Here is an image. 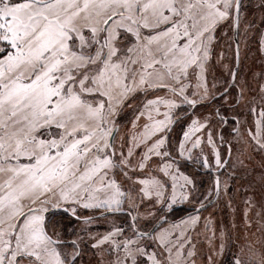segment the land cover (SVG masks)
<instances>
[{
    "label": "snow or ice",
    "instance_id": "1",
    "mask_svg": "<svg viewBox=\"0 0 264 264\" xmlns=\"http://www.w3.org/2000/svg\"><path fill=\"white\" fill-rule=\"evenodd\" d=\"M240 9L241 0H0V264H75L80 244L62 240L48 214L63 208L104 216L126 203L138 209L118 175L140 186V204L162 205L157 212L189 201L195 184L178 157L193 159L205 135L216 170L234 167L217 150L210 117L192 113L175 154L168 133L184 105L195 110L215 100L207 83L215 33L225 23L238 32ZM126 109L134 117L117 146ZM257 115L247 140L264 152V108ZM196 159L212 167L207 156ZM152 165L147 178L129 175ZM220 184L217 176L204 200L219 196ZM246 203L247 218L253 204ZM200 207L207 210L203 201ZM145 218H133L130 236L115 226L92 237V247L110 245L112 264H189L187 233L200 217L154 230L138 226ZM233 264H264V250L247 260L236 255Z\"/></svg>",
    "mask_w": 264,
    "mask_h": 264
},
{
    "label": "rangeland",
    "instance_id": "2",
    "mask_svg": "<svg viewBox=\"0 0 264 264\" xmlns=\"http://www.w3.org/2000/svg\"><path fill=\"white\" fill-rule=\"evenodd\" d=\"M239 43V66L236 77L227 91V95H221L215 98L214 102L205 101L195 110L184 105L187 112H180V119L174 123L168 133V141L173 154H175L176 145L182 138L183 132L187 130L190 123L189 117L195 111L196 115L203 119L208 116L211 119L209 125L213 139L216 142L217 150L221 153L222 159L226 154L225 145H219L217 139V129L220 126V119L216 117L215 107L221 105L220 114H233L239 119V125L234 126L230 122L221 133L223 141H227L231 146L229 160L234 167H229V173L221 176L220 194L214 203L196 213L177 216L178 206H184L185 209L195 208L202 201L204 196L212 190L213 181L204 186L202 175L194 168L201 167L197 156H207L211 168H214V157L212 146L207 143L206 135L202 137L200 148L193 151V159L188 160L179 158L180 171L194 180L195 190L189 201L173 205V209L168 211L165 208L163 213L156 210L162 205L155 207L145 200L140 204L138 195L139 185L134 184L133 180H128L122 175L117 179L125 189H130L132 200L139 208L129 207L126 203L123 206L122 213H110L104 216L94 210L77 209V215H72L70 211L63 208L52 209L49 216V225L52 230L57 232L62 240L67 244L76 240L80 247V255L75 264H112L116 259V253L110 250V245L105 244L94 248L92 245L97 239L111 231L115 226L122 227L125 234H132L131 225L134 224V217L143 216L145 219H139L138 226L150 229L157 217H165L167 223H161L164 227L170 224L179 223L181 220L192 216H199L200 219L194 228L187 233L191 238V244L187 245L185 252L192 250L194 255L189 258V264H233L234 257L239 255L247 260L253 252L257 254L264 250V232L260 231L261 221L257 216L262 211L261 205L264 204V152L257 149L254 144L247 140L248 129H255V120L258 118V112L264 108V0H242L240 9V27L237 32ZM234 66V43L232 37V28L228 23L218 27L215 33V40L212 44V55L207 68V83L210 91L215 95L223 90L228 84L231 70ZM239 101V103H237ZM255 108L256 112L251 109ZM134 117L132 109H126L125 113L118 118L120 130L117 135V146L120 144V137H124L131 129V120ZM143 123V121H141ZM238 128L237 131H230V128ZM207 130H205L206 132ZM202 150V151H201ZM243 160L244 165L239 161ZM189 162V164L187 163ZM192 165V166H191ZM152 165L143 172L137 171L129 173L136 178H147L150 174ZM202 184V185H201ZM226 186V191H225ZM252 201L253 207L248 211L247 218L245 212L248 209L246 201ZM154 215L148 217V213ZM127 212V213H126ZM92 217L91 223H84L85 219ZM251 221V228L246 227V223ZM160 224V225H161ZM160 225L156 228L158 229ZM207 225V227H206ZM214 233V235H213ZM223 233V237L221 234ZM118 237L117 239H123ZM223 244V254L220 252V246ZM252 248L249 249L248 245ZM194 246V247H193ZM149 249V252L153 251ZM244 251L241 252L240 249ZM66 251L72 252L71 247ZM119 255H123L122 252ZM211 258V259H210ZM138 259H147L138 258Z\"/></svg>",
    "mask_w": 264,
    "mask_h": 264
},
{
    "label": "flooded vegetation",
    "instance_id": "3",
    "mask_svg": "<svg viewBox=\"0 0 264 264\" xmlns=\"http://www.w3.org/2000/svg\"><path fill=\"white\" fill-rule=\"evenodd\" d=\"M230 78V77H229ZM228 81H229V79H228ZM233 85V84H232ZM209 102V101H208ZM212 102H214V101H211V102H209V103H212ZM222 106L221 105H218L217 107H215V110H216V112L217 111H220V108H221ZM220 113V112H219ZM221 116H223L224 117V120L226 121L225 123H221L220 122V126H219V128L217 129V139H218V143H219V145H225V147H226V150H227V146H229V148L231 149V145L229 144V143H226L225 141H223V139H222V136H221V133H222V131L227 127V126H229V123L230 122H232V123H234V126L236 125V121L238 120L239 121V119H238V117L237 116H234L233 114L231 115V114H228V115H225V114H220V115H216V117L217 118H221ZM233 117H236V119L234 120L233 119ZM230 131H233V127L232 128H230ZM227 152V151H226ZM226 155V154H225ZM230 157V156H229ZM225 158V157H224ZM229 160V159H228ZM188 164H189V162H187ZM192 166V165H191ZM194 168L198 171V173L200 172V174L202 175V183H203V185L204 186H206V185H209L210 184V180H212L213 181V178H214V176H218L219 177V179H220V181H221V176L223 175V174H225V176H226V174H228L229 173V170H228V166H226V168L225 169H221L219 172L216 170V168L214 167V168H205V167H195L194 166ZM221 173H223V174H221ZM220 186H221V184H220ZM212 188H213V183H212ZM211 197V196H210Z\"/></svg>",
    "mask_w": 264,
    "mask_h": 264
},
{
    "label": "water",
    "instance_id": "4",
    "mask_svg": "<svg viewBox=\"0 0 264 264\" xmlns=\"http://www.w3.org/2000/svg\"><path fill=\"white\" fill-rule=\"evenodd\" d=\"M232 37H233V43H234V66H233V68L231 70V74H230V78H229V81H228L227 86L223 90H221L220 92L216 93L214 95L215 98H217V97L221 96L223 93H225V89H227V91H228L229 87L233 84V82L235 80V79L232 78V73L233 72L237 73V69H238V66H239V43H238V38H237V31L235 29H232ZM229 149H230L229 146H227V152H226V155H225V158H224L225 160H228L229 159V156H230L229 155ZM216 177L217 176H214V178H213V185H214V180H215ZM217 197H218L217 195L213 194L210 197L211 203H208L207 200L204 203L208 207L209 205H211L212 203L215 202V200L217 199ZM202 209L203 208L200 207V204H198L195 208H193L192 210L186 212L185 214L196 213L198 211H201ZM122 212H124V211L122 210L120 212H114V213H122ZM108 214H110V213H108ZM163 221L164 220H162V219L161 220H158L157 219L154 222V224L151 226V228L149 230L156 229Z\"/></svg>",
    "mask_w": 264,
    "mask_h": 264
},
{
    "label": "trees",
    "instance_id": "5",
    "mask_svg": "<svg viewBox=\"0 0 264 264\" xmlns=\"http://www.w3.org/2000/svg\"><path fill=\"white\" fill-rule=\"evenodd\" d=\"M224 88H225V87H224ZM224 88H223V89H224ZM201 182H202V181H201ZM201 185H202V184H201ZM205 201H206V200H205ZM205 201H204V202H205ZM176 209H177V211H178L177 216H179V217L181 216V217H182L186 212L192 210L193 208L185 209L184 206H181V205H180V206H178ZM126 213H127V212H126ZM124 214H125V212H124Z\"/></svg>",
    "mask_w": 264,
    "mask_h": 264
}]
</instances>
